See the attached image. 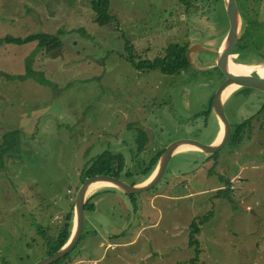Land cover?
I'll return each instance as SVG.
<instances>
[{
	"label": "rangeland",
	"instance_id": "obj_1",
	"mask_svg": "<svg viewBox=\"0 0 264 264\" xmlns=\"http://www.w3.org/2000/svg\"><path fill=\"white\" fill-rule=\"evenodd\" d=\"M214 1L110 0L114 20L101 26L89 0H0V146L5 134L20 132V152L0 164L2 264L47 257L48 239L74 211L81 173L103 153L124 157L121 181L133 186L169 144L191 139L211 146L214 110L195 115L223 77L197 69L213 68L216 54L196 53V68L167 75L137 69L125 53L127 42L137 62L162 56L170 44L199 43L217 52L227 19ZM237 6L258 11L249 25H258L264 45V0H237ZM39 33L57 35L61 47L46 54L36 42H1ZM28 63L34 76L8 79L25 75ZM224 113L232 127L255 116L240 143L213 156L182 151L141 195L95 190L83 237L58 264H191L190 225L205 217L196 235L199 264H264V93L235 91ZM137 129L150 131L143 154ZM219 190L228 199L217 198Z\"/></svg>",
	"mask_w": 264,
	"mask_h": 264
},
{
	"label": "trees",
	"instance_id": "obj_2",
	"mask_svg": "<svg viewBox=\"0 0 264 264\" xmlns=\"http://www.w3.org/2000/svg\"><path fill=\"white\" fill-rule=\"evenodd\" d=\"M214 2L218 3L220 6L223 5L222 0H215ZM89 6L96 16L97 24L101 26H105L113 22L114 17L110 14V6H111L110 0H89ZM1 42L7 44H14V45H22L31 42H36L37 48L39 50H44L46 54L55 52V50L61 47V42L57 35H50L44 33L29 35L25 38H16V37L8 36L4 38ZM189 45L190 44H186V45L170 44L164 49V54L162 56L156 57L153 60L143 61L142 59H140V61L137 62V60L135 59L136 56L134 54V45L132 44V42H127L125 59L139 70L160 71L163 74L173 75L191 67L186 56V50ZM29 63L27 64L25 75L19 77L9 76L8 79L23 81L26 78L34 76L33 70L30 68ZM211 70H216L218 71L219 75H221L216 67H214ZM38 81L40 84H44V85L49 84V82L45 79H38ZM244 89L251 90L248 88H244ZM239 90H235V91H239ZM213 97L214 94L209 99L206 109L201 113L195 115L196 117L210 114L211 111H213ZM252 119L253 118L246 119L242 123L232 127V133L228 143L230 142L240 143L243 138V135L246 132V129L248 130L250 129V122L252 121ZM137 132H138V139H137L138 150L140 153H143L147 149L146 144L148 142V136L146 135L145 132L141 131L140 129H137ZM19 152H20V132L18 130L8 132L3 136L2 144L0 146V164L5 163L6 158L10 160V157H12L13 154H18ZM160 155L161 153L155 159H153L150 162L147 169L144 170L143 175L146 178L144 182L149 180L150 176L156 169ZM125 169H126V162L124 157L110 152H105L99 157H97V159L91 165L87 166L84 169L83 173H81V180H83L82 184L86 183L87 180L98 176H109L121 180L120 176ZM133 186H136V184ZM216 197L228 199L226 191L223 190H219L216 194ZM87 210L94 212L95 208L87 203ZM208 219H209L208 217H205L204 219H201L198 222L195 220L190 225L191 232H190L189 245L195 248V252H196V256L191 259V264H199L198 262H199L200 248L198 246L196 235L200 233V225L205 224L208 221ZM63 220H64L63 226L57 232V235L52 239H48L47 241L49 245V251H48L49 256L54 254L56 251H58L67 241L73 226V210L67 213L64 216ZM68 257L69 255H66L63 259H60L53 264H58L61 261L66 260Z\"/></svg>",
	"mask_w": 264,
	"mask_h": 264
},
{
	"label": "water",
	"instance_id": "obj_3",
	"mask_svg": "<svg viewBox=\"0 0 264 264\" xmlns=\"http://www.w3.org/2000/svg\"><path fill=\"white\" fill-rule=\"evenodd\" d=\"M222 1L228 24V31L220 48L217 52H214L211 48L203 46L199 43H194L189 45L186 50L188 62L194 68H196V66L192 58L196 53L216 54L215 67L219 70L221 76L223 77V81L214 92L213 110L221 127V140L216 144H211V146H205V144L191 139H182L169 144L160 156L156 169L150 176L149 180H147L143 185L129 186L121 180L109 176H98L87 180L86 183L79 189L74 200L73 226L67 241L54 254L47 256L45 259H42L36 264H53L58 260L63 259L66 255L73 251L76 246H78L84 232V227H86L87 200L90 195L89 192L94 185L106 183L109 184L111 188L118 190L126 196L131 197L141 195L150 192L160 183L170 160H172L175 155L181 153L183 151L182 149L185 147H194L197 149V152H201L207 156H213L227 146L231 137L232 126L229 124L224 113V103L233 92L225 99L223 98L224 92L229 86H233L235 90L248 88L264 93V77L260 75H252L251 73L244 76H235L230 73V57L233 49L239 41L241 24L236 0ZM146 134L150 141V131L146 130ZM122 232L123 231L121 230H113L112 234H121ZM0 264H2L1 259Z\"/></svg>",
	"mask_w": 264,
	"mask_h": 264
},
{
	"label": "flooded vegetation",
	"instance_id": "obj_4",
	"mask_svg": "<svg viewBox=\"0 0 264 264\" xmlns=\"http://www.w3.org/2000/svg\"><path fill=\"white\" fill-rule=\"evenodd\" d=\"M240 1L242 3H245V5H246L247 0H240ZM236 3H237V0H236ZM238 10H239V7H238ZM257 12L250 13L249 9L246 11L242 10V12H240V10H239L240 24H241L240 25V38H239L237 45L233 49V52L231 54L232 58L230 59L229 64L231 63V64H234V66L235 65L241 66L245 69V71L233 72L236 75H248L250 73L252 75H260L258 72L264 71V45H258V25H249V17L251 15H256ZM172 28H175V27H172ZM227 31H228V24H227ZM251 32H252V34H251ZM211 54H213V53H211ZM213 68L207 66L206 68H201V69H197V70L198 71L199 70L205 71V70H211ZM232 92H234V91H232ZM254 117L255 116L252 115L250 118H254ZM141 131L146 133V131L144 129ZM136 142H137V140H136ZM162 153H161V155H162ZM84 184H82V185H84ZM14 233L16 234L17 232L14 231ZM80 241H81V239H80ZM47 256H49V255H47Z\"/></svg>",
	"mask_w": 264,
	"mask_h": 264
},
{
	"label": "bare ground",
	"instance_id": "obj_5",
	"mask_svg": "<svg viewBox=\"0 0 264 264\" xmlns=\"http://www.w3.org/2000/svg\"><path fill=\"white\" fill-rule=\"evenodd\" d=\"M231 64V63H230ZM229 64V71H230V73L231 74H233V75H235V76H244V75H236V74H234L233 72H236V71H245V69L243 68V67H241V66H237V65H235L234 66V64H231L230 65ZM259 74H260V76H262V77H264V71H261V72H258ZM232 91H235V88L233 87V86H229L227 89H226V91L224 92V95H223V98L225 99ZM221 138H222V131H221V134H220V140H221ZM219 140V141H220ZM183 151H193V152H197L196 150V148H194V147H185L184 149H182ZM102 187H110L109 186V184H106V183H99V184H96V185H94L92 188H91V190H90V192H89V194H91L92 192H94L95 190H97V189H99V188H102Z\"/></svg>",
	"mask_w": 264,
	"mask_h": 264
},
{
	"label": "crops",
	"instance_id": "obj_6",
	"mask_svg": "<svg viewBox=\"0 0 264 264\" xmlns=\"http://www.w3.org/2000/svg\"><path fill=\"white\" fill-rule=\"evenodd\" d=\"M220 134H221V127H220V125H219V122H218V125H217V130H216V133H215V137H214V139H213V142H212V144H216V143H218L219 142V138H220ZM145 182L144 181H142L141 183H138V184H136V185H143ZM108 188H111V187H108ZM108 188H102V189H108ZM69 213V212H68ZM67 214V213H66Z\"/></svg>",
	"mask_w": 264,
	"mask_h": 264
}]
</instances>
